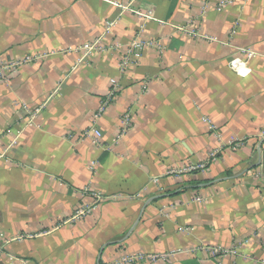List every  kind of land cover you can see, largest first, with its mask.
I'll list each match as a JSON object with an SVG mask.
<instances>
[{
  "label": "crops",
  "instance_id": "1",
  "mask_svg": "<svg viewBox=\"0 0 264 264\" xmlns=\"http://www.w3.org/2000/svg\"><path fill=\"white\" fill-rule=\"evenodd\" d=\"M25 56L0 78V264H264V0H0V62ZM85 188L104 200L70 222Z\"/></svg>",
  "mask_w": 264,
  "mask_h": 264
},
{
  "label": "built area",
  "instance_id": "2",
  "mask_svg": "<svg viewBox=\"0 0 264 264\" xmlns=\"http://www.w3.org/2000/svg\"><path fill=\"white\" fill-rule=\"evenodd\" d=\"M107 26H112V24L107 23ZM153 44H145L142 41L135 40L131 43L130 47L126 50L124 53L122 60H121V68H125L128 64V62L132 58L138 59L140 56V52L143 51L144 48L152 46ZM86 50V53L92 51V50H103L102 47L96 45L95 43H92L90 46H86L84 48ZM41 60L40 56H25L24 58L13 61L10 63H2L0 62V78L3 80H6L5 75L8 74V76L15 75L19 69H21L23 66L33 64L35 62H39ZM119 85L116 81L111 80L110 82V96L109 99L103 103L101 108L99 109V113L97 114V117L104 111L107 104L110 102L116 91H118ZM37 112V110L35 111ZM32 117H34V114H32ZM208 124L211 125V123L208 121ZM132 126V114L131 112L125 113L120 118V129L119 134L120 136L124 135ZM210 130H214L215 128L213 126L209 127ZM214 136L217 138V140L220 142V135L217 132H214ZM78 135L79 140L85 141V140H93L94 143H98V139L100 138V132L94 127H88L78 134H70L67 136V138H72L73 136ZM244 141H238V142H231L229 145L233 148H238L239 146L243 145ZM221 147H215L208 151V154L200 163L197 164H190L185 165L180 170H177L175 175H182L186 173H192L197 171H204L207 166L217 161V156L221 152ZM83 194L88 196L90 198L89 204H81V206L77 207V210L74 212L72 217L70 218V222H79L83 220L85 217H87L104 199L99 196L98 194H94L93 192H90L89 188H85L83 190ZM246 244V241L238 243L236 246H232L230 248H222V247H203L198 246L194 249L185 251L186 254H196L199 251H206L210 256L217 258L218 260H221L222 258H225L227 256H238L239 251L241 248ZM177 253H181L179 251L170 252L168 254H160V255H136V256H122L119 260L115 261L113 264H136L142 261L146 262H156L158 260H168L172 256H174ZM2 254V250L0 248V255ZM221 262H219L220 264Z\"/></svg>",
  "mask_w": 264,
  "mask_h": 264
}]
</instances>
